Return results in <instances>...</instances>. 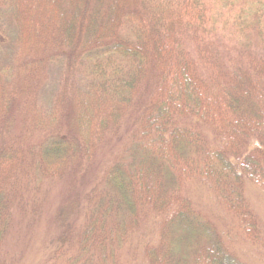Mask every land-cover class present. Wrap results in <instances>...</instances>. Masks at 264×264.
<instances>
[{
    "label": "trees",
    "instance_id": "1",
    "mask_svg": "<svg viewBox=\"0 0 264 264\" xmlns=\"http://www.w3.org/2000/svg\"><path fill=\"white\" fill-rule=\"evenodd\" d=\"M9 27L17 55L0 70V249L26 206L22 183L76 180L130 119L129 145L56 208L50 261L118 264L155 219L158 243L141 248L148 264H248L183 185L204 181L246 238L263 241L244 187L264 188V0H0V30ZM54 63L61 86L44 109ZM20 119L50 132L16 144Z\"/></svg>",
    "mask_w": 264,
    "mask_h": 264
},
{
    "label": "rangeland",
    "instance_id": "2",
    "mask_svg": "<svg viewBox=\"0 0 264 264\" xmlns=\"http://www.w3.org/2000/svg\"><path fill=\"white\" fill-rule=\"evenodd\" d=\"M0 70H8L14 65L17 55V44L11 35L10 27L0 30ZM62 81V66L51 64L46 82L38 94V105L49 109L54 94L59 90ZM131 120L128 119L116 137L104 144L99 156L88 169H84L76 180L44 179L42 182L22 183V201L24 210L15 211V222L12 231L0 249V264H63L65 256L57 262L50 261L56 243L58 227L54 219L56 208L63 203L68 192L77 186L78 191L88 192L101 177L105 167L113 162L118 154L129 145ZM202 125V124H201ZM205 133L214 140L210 128L202 125ZM50 131H42L32 127L24 128L21 119L13 127L11 141L36 144ZM245 197L252 211L257 215L263 237L261 243L248 240L240 227L238 219L231 214L223 203L218 201L214 193L202 180H188L183 185V194L189 198L193 207L210 219L217 229L225 235L230 249L248 264H264V188L246 181ZM85 202V201H84ZM84 217H81L83 219ZM158 243V227L155 219L144 221L141 228L129 237L124 246L118 250V264H148L142 252L147 243Z\"/></svg>",
    "mask_w": 264,
    "mask_h": 264
}]
</instances>
